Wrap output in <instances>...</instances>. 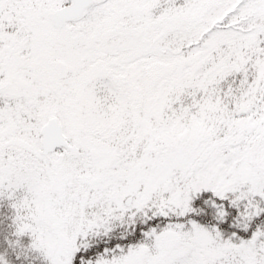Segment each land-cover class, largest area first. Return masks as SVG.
<instances>
[{"label":"snow or ice","instance_id":"obj_1","mask_svg":"<svg viewBox=\"0 0 264 264\" xmlns=\"http://www.w3.org/2000/svg\"><path fill=\"white\" fill-rule=\"evenodd\" d=\"M0 237V264H264V0H0Z\"/></svg>","mask_w":264,"mask_h":264},{"label":"trees","instance_id":"obj_2","mask_svg":"<svg viewBox=\"0 0 264 264\" xmlns=\"http://www.w3.org/2000/svg\"><path fill=\"white\" fill-rule=\"evenodd\" d=\"M0 238H2V237H0ZM26 242H27V241H26ZM23 264H29V262H28V261H24Z\"/></svg>","mask_w":264,"mask_h":264}]
</instances>
